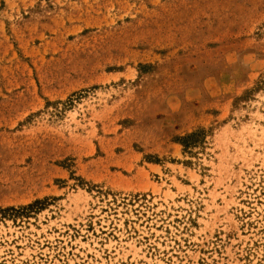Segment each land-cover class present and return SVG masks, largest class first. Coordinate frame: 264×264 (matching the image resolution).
Wrapping results in <instances>:
<instances>
[{
    "label": "rangeland",
    "instance_id": "rangeland-1",
    "mask_svg": "<svg viewBox=\"0 0 264 264\" xmlns=\"http://www.w3.org/2000/svg\"><path fill=\"white\" fill-rule=\"evenodd\" d=\"M0 264H264V0H0Z\"/></svg>",
    "mask_w": 264,
    "mask_h": 264
},
{
    "label": "trees",
    "instance_id": "trees-1",
    "mask_svg": "<svg viewBox=\"0 0 264 264\" xmlns=\"http://www.w3.org/2000/svg\"><path fill=\"white\" fill-rule=\"evenodd\" d=\"M32 208H33V206H30V207H28V208H24L23 210H26V211H27V210H30V209H32ZM23 210H22V211H23ZM13 211H15V210H13ZM15 212H17V211H15Z\"/></svg>",
    "mask_w": 264,
    "mask_h": 264
}]
</instances>
